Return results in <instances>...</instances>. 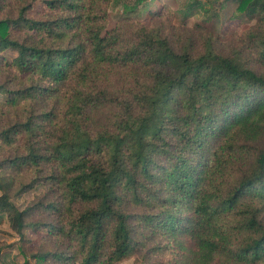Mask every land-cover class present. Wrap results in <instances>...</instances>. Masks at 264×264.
Returning a JSON list of instances; mask_svg holds the SVG:
<instances>
[{
    "label": "trees",
    "instance_id": "16d2710c",
    "mask_svg": "<svg viewBox=\"0 0 264 264\" xmlns=\"http://www.w3.org/2000/svg\"><path fill=\"white\" fill-rule=\"evenodd\" d=\"M14 1L0 53L16 51L7 67L22 77L0 95L22 122L0 136L29 181L11 194L14 175L0 179L10 229H46L61 264H264V76L163 27L107 29L114 0ZM232 1L264 24V0ZM134 2L125 15L146 8ZM249 35L264 58V36ZM38 186L19 209L13 197Z\"/></svg>",
    "mask_w": 264,
    "mask_h": 264
},
{
    "label": "rangeland",
    "instance_id": "374dc122",
    "mask_svg": "<svg viewBox=\"0 0 264 264\" xmlns=\"http://www.w3.org/2000/svg\"><path fill=\"white\" fill-rule=\"evenodd\" d=\"M145 9L138 8L137 11L129 15L123 12V3L133 4L134 0H114L107 6L108 16L107 29L113 28L120 20L125 17L134 20L142 27L151 28L159 31L160 27L169 30L170 36L175 33L174 41L178 39L186 41V37L195 41L197 51L211 44L216 53L224 56L236 58L240 63L253 69L256 73L264 76V58L258 48L259 44L253 43L250 32L255 33V38L264 36V24L258 23L257 19L247 17L236 12V3L232 0H143ZM135 3V2H134ZM3 5V4H2ZM17 2L7 0L0 10V17H16ZM43 10L39 3H36L28 11V16L38 19L42 16ZM260 30V33H259ZM15 37H20L14 32ZM178 40V41H179ZM178 43V42H177ZM175 44V47L180 45ZM14 50L8 49L0 53V84L9 89L20 87L19 77L22 75L14 74L7 65L16 57ZM6 97L0 95V133L10 124L20 121L16 114H21L5 104ZM22 116V114H21ZM22 122V120H21ZM16 142L14 145H19ZM15 149L13 146L4 144L0 136V179L7 178L12 173L14 175V186L11 194L27 184L29 179L24 172L10 170L5 163L14 157ZM45 192L44 188L38 186L24 191L17 198L13 197V202L19 209L32 205L36 198ZM2 193L0 183V195ZM48 217L43 212L34 211L28 221L47 220ZM64 247L54 242L50 233L46 229H32L26 227L21 235L14 233L8 224L7 218L0 215V264H22L28 260L30 264H61L55 260H50V253L61 251ZM46 254L43 262L33 258L32 255ZM65 264H71L70 261ZM116 264H143L139 256L130 255Z\"/></svg>",
    "mask_w": 264,
    "mask_h": 264
}]
</instances>
